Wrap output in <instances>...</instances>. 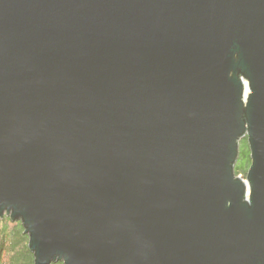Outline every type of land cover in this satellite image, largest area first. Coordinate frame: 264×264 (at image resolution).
<instances>
[{"label": "water", "instance_id": "95a60500", "mask_svg": "<svg viewBox=\"0 0 264 264\" xmlns=\"http://www.w3.org/2000/svg\"><path fill=\"white\" fill-rule=\"evenodd\" d=\"M5 215L34 264H264V0H0Z\"/></svg>", "mask_w": 264, "mask_h": 264}, {"label": "trees", "instance_id": "16d2710c", "mask_svg": "<svg viewBox=\"0 0 264 264\" xmlns=\"http://www.w3.org/2000/svg\"><path fill=\"white\" fill-rule=\"evenodd\" d=\"M249 153L247 140L241 139L238 160L234 166L236 175L245 177L251 162ZM23 231L22 221H12L7 215L0 219V264H34L35 258L28 245L29 236ZM51 264H63V262Z\"/></svg>", "mask_w": 264, "mask_h": 264}, {"label": "rangeland", "instance_id": "374dc122", "mask_svg": "<svg viewBox=\"0 0 264 264\" xmlns=\"http://www.w3.org/2000/svg\"><path fill=\"white\" fill-rule=\"evenodd\" d=\"M6 216V215H5ZM1 219V218H0Z\"/></svg>", "mask_w": 264, "mask_h": 264}]
</instances>
